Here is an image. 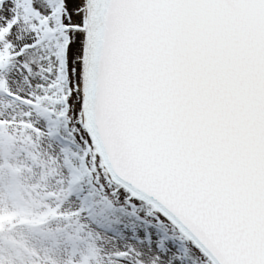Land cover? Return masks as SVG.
Wrapping results in <instances>:
<instances>
[{"label": "snow or ice", "instance_id": "1", "mask_svg": "<svg viewBox=\"0 0 264 264\" xmlns=\"http://www.w3.org/2000/svg\"><path fill=\"white\" fill-rule=\"evenodd\" d=\"M0 84L75 152L98 264H264V0H0Z\"/></svg>", "mask_w": 264, "mask_h": 264}, {"label": "rangeland", "instance_id": "2", "mask_svg": "<svg viewBox=\"0 0 264 264\" xmlns=\"http://www.w3.org/2000/svg\"><path fill=\"white\" fill-rule=\"evenodd\" d=\"M24 111L0 95V264H98L110 237L84 196L77 156Z\"/></svg>", "mask_w": 264, "mask_h": 264}, {"label": "bare ground", "instance_id": "3", "mask_svg": "<svg viewBox=\"0 0 264 264\" xmlns=\"http://www.w3.org/2000/svg\"><path fill=\"white\" fill-rule=\"evenodd\" d=\"M68 159H65V161H67Z\"/></svg>", "mask_w": 264, "mask_h": 264}]
</instances>
